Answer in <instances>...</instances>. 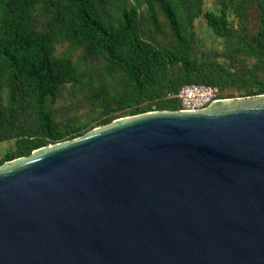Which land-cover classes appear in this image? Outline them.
I'll return each mask as SVG.
<instances>
[{
  "label": "water",
  "instance_id": "obj_1",
  "mask_svg": "<svg viewBox=\"0 0 264 264\" xmlns=\"http://www.w3.org/2000/svg\"><path fill=\"white\" fill-rule=\"evenodd\" d=\"M0 264H264V95L4 163Z\"/></svg>",
  "mask_w": 264,
  "mask_h": 264
},
{
  "label": "trees",
  "instance_id": "obj_2",
  "mask_svg": "<svg viewBox=\"0 0 264 264\" xmlns=\"http://www.w3.org/2000/svg\"><path fill=\"white\" fill-rule=\"evenodd\" d=\"M132 1L0 0V143L15 145L0 166L123 117L181 111L176 96L186 85L235 89L239 98L264 95V0H215L216 13L204 12L203 0ZM250 9L258 22L253 35ZM199 18L221 40V54L192 55ZM165 28L167 46L159 41ZM64 43L71 51L55 55ZM74 50H82V60H73ZM219 58H241L239 73ZM64 86L82 93L88 110L81 123L54 119L49 105Z\"/></svg>",
  "mask_w": 264,
  "mask_h": 264
},
{
  "label": "rangeland",
  "instance_id": "obj_3",
  "mask_svg": "<svg viewBox=\"0 0 264 264\" xmlns=\"http://www.w3.org/2000/svg\"><path fill=\"white\" fill-rule=\"evenodd\" d=\"M130 5L133 4L132 0H127ZM204 6L203 10L204 12H213L216 13V5L215 0H203ZM141 11L144 13L145 8H141ZM145 14V13H144ZM144 14L142 17V14H140L141 18L144 19ZM160 22H163V18L160 15L159 16ZM247 31L250 35H253L257 29L258 22L256 18V12L255 9H250L248 14V22H247ZM37 30H40L41 24L36 25ZM166 33V39H160V43L164 46H167L170 43L169 30L168 28H165ZM194 33L196 35V41H195V47L192 52V55L195 57H200L203 54H212L217 53L221 54L224 51L223 44L221 40H218L213 32L206 26L204 23V20L202 18H199L194 23ZM71 49L68 47V44H59L56 46L55 55L60 56L64 51ZM71 57L74 61L82 60V50H74L72 52ZM218 62L220 64H223L227 69L230 70V72L239 73V67L242 65V59L241 58H230L229 60H224L223 58H219ZM247 66L251 67L254 65L253 61L246 60L245 61ZM86 63L89 67H96L95 62H92L90 60H86ZM264 77V74L262 75ZM82 93L81 92H75L72 87L70 86H64L60 90V96L57 97L56 101L53 104L49 105L50 110L54 114V119L56 122H67L69 119L77 118L78 121L81 123V120L83 121L82 117L85 119L84 115L86 114V111L88 109L82 108V104L80 103ZM218 96L221 98L232 96L233 98H239L240 93L235 91V89H227L224 90L222 93L218 91ZM224 100V99H221ZM127 118V117H123ZM99 128V127H98ZM97 128H94L92 130H95ZM91 130V131H92ZM89 131V132H91ZM15 150V145L13 140H9L3 143H0V159L3 158L7 153H12Z\"/></svg>",
  "mask_w": 264,
  "mask_h": 264
},
{
  "label": "built area",
  "instance_id": "obj_4",
  "mask_svg": "<svg viewBox=\"0 0 264 264\" xmlns=\"http://www.w3.org/2000/svg\"><path fill=\"white\" fill-rule=\"evenodd\" d=\"M176 98L180 102L182 112H199L219 100L217 88L197 84L182 87Z\"/></svg>",
  "mask_w": 264,
  "mask_h": 264
}]
</instances>
